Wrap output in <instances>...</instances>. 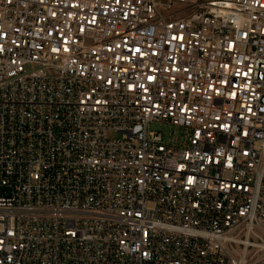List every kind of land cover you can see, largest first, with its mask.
I'll return each instance as SVG.
<instances>
[{
  "label": "built area",
  "instance_id": "2783aa9c",
  "mask_svg": "<svg viewBox=\"0 0 264 264\" xmlns=\"http://www.w3.org/2000/svg\"><path fill=\"white\" fill-rule=\"evenodd\" d=\"M0 264H264V0H0Z\"/></svg>",
  "mask_w": 264,
  "mask_h": 264
},
{
  "label": "rangeland",
  "instance_id": "374dc122",
  "mask_svg": "<svg viewBox=\"0 0 264 264\" xmlns=\"http://www.w3.org/2000/svg\"><path fill=\"white\" fill-rule=\"evenodd\" d=\"M150 129L162 131L170 142H179L182 138V132L180 130L174 132L173 128H170L168 125L163 123H152L150 125Z\"/></svg>",
  "mask_w": 264,
  "mask_h": 264
}]
</instances>
